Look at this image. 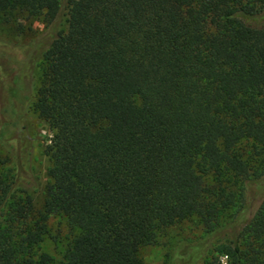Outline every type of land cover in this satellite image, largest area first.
I'll return each mask as SVG.
<instances>
[{"label":"trees","instance_id":"obj_1","mask_svg":"<svg viewBox=\"0 0 264 264\" xmlns=\"http://www.w3.org/2000/svg\"><path fill=\"white\" fill-rule=\"evenodd\" d=\"M12 11L52 31L33 102L51 136L41 210L25 147L0 177V264H143L190 217L218 235L208 264H264V0H0ZM52 214L57 260L39 250Z\"/></svg>","mask_w":264,"mask_h":264},{"label":"rangeland","instance_id":"obj_2","mask_svg":"<svg viewBox=\"0 0 264 264\" xmlns=\"http://www.w3.org/2000/svg\"><path fill=\"white\" fill-rule=\"evenodd\" d=\"M65 12L62 11L55 29L65 27ZM51 32L41 17L22 11L0 13V177L10 174L21 163V146L25 147L28 177L24 186L35 210L44 205L48 162L43 149L51 132L33 102L40 81L42 53L48 47L43 43L49 42ZM241 145L246 154L252 149L250 142L243 141ZM69 234L66 218L50 215L39 250L59 259ZM217 236L206 237L196 218L190 217L160 230L155 243L144 246L140 256L143 264H208L212 260L209 249ZM220 259L225 261L224 256Z\"/></svg>","mask_w":264,"mask_h":264}]
</instances>
